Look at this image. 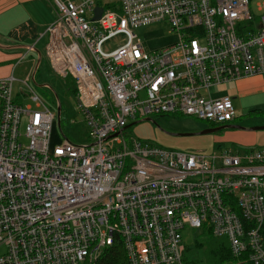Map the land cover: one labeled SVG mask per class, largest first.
Segmentation results:
<instances>
[{
    "label": "built area",
    "instance_id": "1",
    "mask_svg": "<svg viewBox=\"0 0 264 264\" xmlns=\"http://www.w3.org/2000/svg\"><path fill=\"white\" fill-rule=\"evenodd\" d=\"M52 5L45 56L74 82L91 142L55 143L56 113L30 87L35 107L14 103V78L0 80V264H94L116 238L128 264H183L185 227L264 264V151L204 155L125 139L129 123L151 117L230 123L231 99L210 88L264 81V2L259 16L249 0ZM161 21L177 41L148 52L136 31Z\"/></svg>",
    "mask_w": 264,
    "mask_h": 264
},
{
    "label": "rangeland",
    "instance_id": "2",
    "mask_svg": "<svg viewBox=\"0 0 264 264\" xmlns=\"http://www.w3.org/2000/svg\"><path fill=\"white\" fill-rule=\"evenodd\" d=\"M252 12H256V4L264 0H249ZM138 37L143 41L148 52L159 50L177 41V35L170 30L166 21L153 23L141 27L136 31ZM122 40L121 36L112 38L103 45V50L113 49ZM43 39L37 48L41 51L42 62L34 74L36 59L28 56L21 62L15 64L12 77V99L14 103L24 107H35V103L27 96L29 87L44 102V104L56 113L57 96L61 104L60 128L55 123L53 140L59 144L67 138L76 145H86L91 142L88 138V129L76 108V100L72 94L74 84H67L57 76L45 56ZM24 54L25 51H18ZM28 55V53H26ZM30 55V54H29ZM34 56V55H32ZM30 75L28 86L23 82ZM69 89L73 91L70 92ZM24 93L26 95H24ZM213 98L229 97L235 110L234 119L226 124L242 129H224L220 132L207 135L180 136V134H194L211 127L206 121L185 116H162L151 117L150 120L140 119L129 123L131 125L125 131V139L135 138L140 142L149 143L158 147L172 149L181 152L199 153L211 155L220 154L223 151L243 154L249 149L264 151V130L250 131L254 127L264 126V81L242 80L237 82L224 83L210 88ZM25 119L21 122V131L25 130ZM61 129V130H60ZM182 244L185 248L183 259L185 262L193 260L198 264H206L204 250L197 248L196 241L201 239L199 231L185 227L181 231ZM0 253L2 250L0 249ZM237 261L234 264H238Z\"/></svg>",
    "mask_w": 264,
    "mask_h": 264
},
{
    "label": "crops",
    "instance_id": "3",
    "mask_svg": "<svg viewBox=\"0 0 264 264\" xmlns=\"http://www.w3.org/2000/svg\"><path fill=\"white\" fill-rule=\"evenodd\" d=\"M54 19L52 0H0V46L7 48H0V80L13 75L20 57L36 59L33 49L41 53L37 46L46 40L45 31ZM21 50L25 53H18ZM245 80L260 81L259 78Z\"/></svg>",
    "mask_w": 264,
    "mask_h": 264
},
{
    "label": "trees",
    "instance_id": "4",
    "mask_svg": "<svg viewBox=\"0 0 264 264\" xmlns=\"http://www.w3.org/2000/svg\"><path fill=\"white\" fill-rule=\"evenodd\" d=\"M65 83L74 84L71 78H66ZM69 90L70 92L73 91L72 89ZM72 94H75V89ZM199 235L201 239L196 241L195 245L197 248H202L204 250L206 264H234L237 261H239L238 264H249L248 262L242 263L231 255L226 239L216 238L206 229L199 230ZM182 263L198 264V261L193 260L191 262H185V259H183ZM94 264H128L121 241L116 238L113 244L102 252Z\"/></svg>",
    "mask_w": 264,
    "mask_h": 264
},
{
    "label": "water",
    "instance_id": "5",
    "mask_svg": "<svg viewBox=\"0 0 264 264\" xmlns=\"http://www.w3.org/2000/svg\"><path fill=\"white\" fill-rule=\"evenodd\" d=\"M101 11L102 10L99 7H97L94 10V16L95 17L93 18V20H98L99 19ZM0 48L7 49V48H5L3 46H0ZM33 51L37 54V61H36L34 73L31 76L32 79H33L34 74L36 73V71L39 68L40 63H41V53L37 49H33ZM55 97H56L57 102H58V105L56 107V119H57L58 127H60L61 105L59 103V100H58L57 96H55ZM145 120H150V119H145ZM130 126L131 125H129L128 127H130ZM238 128L239 127H236V126H220V127H216V128L205 129V130H203L201 132L194 133V134H180V136L207 135V134H213V133L220 132V131H222L224 129H238ZM239 129H242V128H239ZM260 130H264V126L263 127H254V128L250 129V131H260Z\"/></svg>",
    "mask_w": 264,
    "mask_h": 264
},
{
    "label": "flooded vegetation",
    "instance_id": "6",
    "mask_svg": "<svg viewBox=\"0 0 264 264\" xmlns=\"http://www.w3.org/2000/svg\"><path fill=\"white\" fill-rule=\"evenodd\" d=\"M223 126H228V125H223ZM211 128H214V127H211Z\"/></svg>",
    "mask_w": 264,
    "mask_h": 264
}]
</instances>
